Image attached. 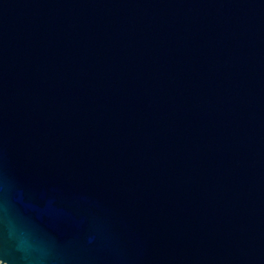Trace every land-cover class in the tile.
<instances>
[{"label": "water", "instance_id": "1", "mask_svg": "<svg viewBox=\"0 0 264 264\" xmlns=\"http://www.w3.org/2000/svg\"><path fill=\"white\" fill-rule=\"evenodd\" d=\"M0 264H264V0H0Z\"/></svg>", "mask_w": 264, "mask_h": 264}]
</instances>
